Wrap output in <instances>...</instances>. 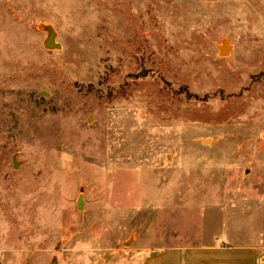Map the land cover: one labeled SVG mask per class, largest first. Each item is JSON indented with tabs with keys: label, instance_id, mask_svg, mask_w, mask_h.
<instances>
[{
	"label": "rangeland",
	"instance_id": "obj_1",
	"mask_svg": "<svg viewBox=\"0 0 264 264\" xmlns=\"http://www.w3.org/2000/svg\"><path fill=\"white\" fill-rule=\"evenodd\" d=\"M263 222L264 0H0V264Z\"/></svg>",
	"mask_w": 264,
	"mask_h": 264
},
{
	"label": "crops",
	"instance_id": "obj_2",
	"mask_svg": "<svg viewBox=\"0 0 264 264\" xmlns=\"http://www.w3.org/2000/svg\"><path fill=\"white\" fill-rule=\"evenodd\" d=\"M240 229L224 225L200 244L163 247L138 264H264V222L257 231Z\"/></svg>",
	"mask_w": 264,
	"mask_h": 264
},
{
	"label": "water",
	"instance_id": "obj_3",
	"mask_svg": "<svg viewBox=\"0 0 264 264\" xmlns=\"http://www.w3.org/2000/svg\"><path fill=\"white\" fill-rule=\"evenodd\" d=\"M55 39H56V34L54 33L53 30L49 29V36H48L47 40L45 41V47L47 49H58V48H60V46L56 44ZM228 50H229V47L227 44H225L223 47L220 48V53L222 55H226ZM81 205H82V199L79 200L78 207H80Z\"/></svg>",
	"mask_w": 264,
	"mask_h": 264
}]
</instances>
